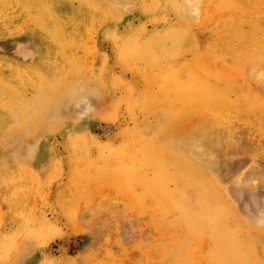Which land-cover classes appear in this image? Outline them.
Masks as SVG:
<instances>
[{
  "label": "rangeland",
  "instance_id": "rangeland-1",
  "mask_svg": "<svg viewBox=\"0 0 264 264\" xmlns=\"http://www.w3.org/2000/svg\"><path fill=\"white\" fill-rule=\"evenodd\" d=\"M0 264H264V0H0Z\"/></svg>",
  "mask_w": 264,
  "mask_h": 264
},
{
  "label": "bare ground",
  "instance_id": "bare-ground-1",
  "mask_svg": "<svg viewBox=\"0 0 264 264\" xmlns=\"http://www.w3.org/2000/svg\"><path fill=\"white\" fill-rule=\"evenodd\" d=\"M46 103V102H45Z\"/></svg>",
  "mask_w": 264,
  "mask_h": 264
}]
</instances>
